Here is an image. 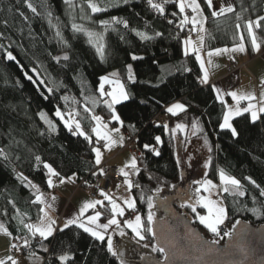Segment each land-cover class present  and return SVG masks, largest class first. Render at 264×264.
<instances>
[{
  "label": "trees",
  "instance_id": "obj_1",
  "mask_svg": "<svg viewBox=\"0 0 264 264\" xmlns=\"http://www.w3.org/2000/svg\"><path fill=\"white\" fill-rule=\"evenodd\" d=\"M31 2L37 7L39 15L33 14L24 0H0V33L3 34L0 38V149L4 153L0 155V223L11 233L12 240L28 235L27 229L19 223L20 219L25 223H34L40 215V204L32 203L35 189L25 185L31 181L40 191L49 190L44 163L50 164L65 179L73 177L75 184L83 180L89 185L96 177L92 148L102 146L103 142L99 145L101 141H95L91 132L93 121L84 107L92 108L95 115L102 116L105 122L109 121L110 113L104 104L100 102L96 106L91 100H100V77L113 71L120 74L130 93L129 100L115 106L123 121V126H120L125 137H135V143L143 154V162L141 154L137 157L140 174L133 181L140 187L133 189L132 195L136 200L135 212L141 215L144 222L147 223L149 196L154 199L163 189L186 184L182 183V168L175 159L174 138L171 131L165 132L163 125L167 124L171 130L177 123L190 126L193 120H197L203 129L200 135L208 136L212 142L207 178L216 180L218 169L222 168L240 180L245 191L243 197H224L228 213L226 222L230 229L239 220L254 226L264 224V197L260 196V191L264 190V114L255 123L251 122L248 113L233 119L232 124L239 133L237 137H232L228 130L220 129L223 106L216 100L212 87L200 83L201 71L195 56L184 55V38L192 32L189 31L190 25L184 26L183 31L177 27L182 16L176 4H165V12L161 15L146 0H104L101 6H106L107 10L95 14L87 7V0H73L75 7H69L64 0ZM94 2L100 3L101 0ZM229 3L235 8L234 13L213 18L204 0H200L207 17L203 51L232 47L238 43L236 14L243 17L239 21L241 24L264 16V0H229ZM81 16L86 19H81ZM113 17L127 21L129 27L126 29L122 24L114 23L104 32L99 22L111 21ZM49 20L53 26H50ZM169 20L173 23L170 24ZM73 22L104 32L103 60L84 34L72 31ZM56 27L68 42L67 47L55 36ZM132 29L143 31L153 38L141 40ZM254 31L262 52L264 22L260 29ZM157 32L162 35L156 36ZM244 36L247 54L252 58L256 53L246 31ZM7 52H11L15 59L8 60ZM64 54H68L69 60L57 63L53 59ZM133 54L143 59L132 60ZM128 64L132 65L135 73L134 84L126 78ZM184 67L191 71H183ZM178 68L181 70L177 71ZM49 89L52 91L49 92ZM175 102L185 104L187 111L177 116L167 113L166 108ZM57 110L65 119H68L69 113H79L75 118L80 120L92 142L73 135L64 121L55 116ZM161 112L167 113L170 120L157 127L158 123L153 122V118ZM40 113L46 114L55 124L54 132L49 130ZM109 125L117 127L119 123L113 121ZM155 136H160L162 140L161 144L155 145L160 151L159 156L143 148L145 143L155 144ZM36 156L41 158V162L35 160ZM20 174L27 177V181L18 179ZM246 177L254 180L259 187L249 183ZM53 178L59 181L58 177ZM157 189L160 191L157 192ZM181 204L175 202L174 206L180 213L185 211L195 219L191 210L181 207ZM252 209L258 211L254 213ZM98 210L104 212L101 220L107 221L108 213L100 207ZM198 211L204 210L198 208ZM191 221L202 232L198 221ZM59 229L52 238L41 241L48 248L47 252L35 243L25 256L36 253L42 257V264H60L58 257L64 253L73 257L67 264H121L117 256L107 251L106 241H97L75 226L62 232ZM145 237L144 242L154 245L150 234L145 233ZM216 239L217 243H223L222 239ZM156 257L162 260L164 255L157 252Z\"/></svg>",
  "mask_w": 264,
  "mask_h": 264
},
{
  "label": "snow or ice",
  "instance_id": "obj_2",
  "mask_svg": "<svg viewBox=\"0 0 264 264\" xmlns=\"http://www.w3.org/2000/svg\"><path fill=\"white\" fill-rule=\"evenodd\" d=\"M69 7H75L73 0H64ZM127 2V0H125ZM26 7L36 15L40 13L37 10V7L31 2V0H24ZM104 3V0H101L100 3L94 2V0H87V7L91 10L93 14L106 11V6H101ZM148 5L157 11L159 14L163 15L165 12V4L174 3L177 5L179 9V13L182 15V19L180 23L177 25L183 31L184 26L191 25L190 32H197V41H193L191 37H188L184 40V55L188 56L189 54H195V59L199 63L200 71L202 76L199 77L201 84H208L210 80V69L218 67L214 63L213 57L221 56L222 54L227 53H245L246 46H245V36L244 31L247 32L248 38H250L252 50L254 52H259L261 48V43L258 42V38L255 33V29H260L262 27V22H264V16H259L255 20L248 19L244 21L243 24L239 23L243 19L240 14H236V20L238 21L235 24L236 35L238 37V43H235V46L232 48H216V49H208L204 55H202L203 50L205 49V37L207 34V30L205 28V23L207 21V17L204 15V10L201 7L199 0H160V2H154V0H147ZM204 3L207 5L209 9H213V0H204ZM186 9L190 10L192 13L191 16L186 14ZM84 9L81 7V12ZM242 11H247V9H242ZM235 8L231 5L229 6H221L219 10H213L211 15L213 18H218L220 16H224L227 13H234ZM23 16V13H21ZM176 15V13H173ZM48 16L51 17V12L48 13ZM27 19V17H25ZM81 19H86V17L81 16ZM170 24L173 23L172 20L168 21ZM122 24L124 28H128L129 25L127 21L118 19L113 17L111 21L108 20H101L99 22L100 27L104 29L106 32L112 24ZM50 26L52 25L51 20H49ZM71 29L74 33H82L87 37L88 43L93 46L100 56L101 60L105 57V43H104V32L93 31L88 28H85L81 24H77L73 22L71 24ZM243 29V31H242ZM114 30V29H113ZM135 32L136 36H138L141 40H150L153 37L147 35L143 31H137L132 29ZM156 36L162 35V33H155ZM3 34L0 33V38H2ZM55 36L58 38L59 42L63 44L65 47L68 46V42L64 40L63 35L59 29L56 27ZM123 39V37H121ZM2 47V45H0ZM7 59L14 60L15 57L11 52H7ZM206 55L207 59L205 60L204 56ZM231 59H235V57H230ZM53 59L59 63L61 60L67 61L69 60L68 54H64L63 56H54ZM132 60H139L143 59V57L132 55ZM181 69H177L180 71ZM183 71H191V69L184 67ZM126 78L129 83H136L135 73L133 72V68L131 64L126 66ZM31 79V77H29ZM43 83V80L40 81ZM262 91L260 96L257 97L252 92H238V91H228L225 93L221 89L213 86L212 90L216 93V100L223 106L222 112V122L219 124L220 129L230 131L232 137H237L239 133L237 129L233 126L232 120L236 117L242 116L245 113L250 114V120L252 123H255L260 116L264 114V79L260 82ZM105 85L110 86V90H105ZM52 89H49L51 92ZM100 100L97 101L96 99H92L91 103L93 105L98 106L100 102L104 104V106L108 109L110 113V119L108 122H105L104 118L99 115H95L92 108L87 106L84 107V111L88 113L91 121L94 122V126L91 128V132L95 135L97 141L103 140L105 141L104 148L106 150H111V147L117 143L116 140L112 137V132L118 133L120 131L119 128L109 130V123L117 122L121 126H123V121L120 115L117 113L115 106L119 105L127 100L130 99V93L120 78V74L118 72H112L110 75H105L100 77V84L98 88ZM224 95L230 96L232 100L235 102L234 105H229L225 99ZM107 97L108 99H104ZM67 100V97H64ZM241 101H248L245 107H240ZM252 101H256L253 103ZM187 107L183 103H173L172 105L166 108V112L171 114L172 116H177L180 113L186 112ZM79 113H69L68 119H65L64 115L57 110L55 112V116L58 117L60 120L64 121L65 127L73 134L79 135L83 137L85 140L92 142L91 136H89L82 128L81 122L79 119L75 117L78 116ZM40 117L45 123L48 125L50 131L54 132L56 130L55 124L51 120H49L44 113H40ZM161 125L157 124V127ZM191 129L192 134L195 135L197 132H202L203 129L200 127L199 122L197 120H193L191 122ZM134 127V126H133ZM189 127L188 124L185 123H177L175 128L169 130L167 124L163 125L165 132L171 131L173 138H175L176 133L184 132ZM155 144L145 143L143 148L145 151L152 153L155 156L160 155V151L156 148L155 145H159L162 143L160 136H155ZM119 143L122 146L123 144V137L119 138ZM204 144L208 148V151L211 152L212 148L209 144L207 137L204 138ZM92 151L95 153V163L99 165L102 159L101 149L99 147H93ZM0 155H4L3 150L0 149ZM7 159V156H4ZM37 162H41V158L39 156L35 157ZM141 162H143V154H141ZM211 166V157L208 158L204 167L209 168ZM43 167L47 169L48 179L47 185L49 188L55 187L53 177L59 178V183L64 184L65 178L60 176L50 164L44 163ZM101 174L103 171L101 170ZM140 174V168L138 167V158L133 155L127 163L124 164L122 168L119 169V175L123 177V184L126 186L127 191L130 193L134 187H140L138 183L133 182L132 177L138 176ZM95 175V173H94ZM206 175V173H205ZM219 181L220 184H214L212 180L205 179L203 181H197V187L195 188L193 194L188 197L187 202L182 203L181 207L189 208L191 212L194 214L195 219L199 221L201 225L204 226L213 236L220 237L223 239V236H232V232H225L223 236H221L220 226L224 224L225 220L227 219V209L224 206V197L226 195L232 197H243L245 195V191L243 190V186L240 180L236 179L235 177L226 173L224 169H218ZM151 178V177H150ZM18 179L22 181H27V177H23L22 174L18 175ZM249 180V183L253 184L255 187H259L256 185V182L252 180L250 177H246ZM67 180L72 181L74 180L72 177H68ZM25 186H31V188L35 189V199L32 201L34 204L43 205L39 208L38 215V223H25L23 219L19 220V223L23 226L24 229H27L28 235L20 237L23 241L22 245H18L16 243H12L10 245L11 249H15L19 251L21 247L29 248L31 247V240L35 239L37 236L40 240L37 241V244L40 248L47 252L48 248L45 247L41 241H47L50 237L54 235L57 231V222L56 220L52 219L49 215L50 209L53 208V205L56 201V197L52 196L51 200H46L43 193L39 191V188L32 184L31 181H27ZM119 187V185H117ZM160 189H157L159 192ZM201 193H207V195H202ZM100 195L103 197V200H89L82 204L79 209L78 214L72 216L65 220L63 227L59 229V231H64L65 229L75 226L78 229H81L84 233H87L89 236L94 238L100 242H107V251L111 253L113 256L119 255L117 250H114V243L111 236L106 235L108 230L115 226V229L119 231V235L121 237L125 236L126 233L124 229H130L133 236L137 239V242L145 240V233H148L155 236L154 229L152 227L154 223V213L152 209L154 208L153 199L151 196L147 198V206H148V215H147V223L144 222L141 215L136 214L133 219H125L121 222V220L117 219V217H124L125 210H131L133 212L136 211V200L134 197L129 195L128 197L122 200L123 206L121 203L117 201L121 198L113 197L108 192L101 190ZM216 198H213V197ZM260 196L264 197V190L260 191ZM144 197L141 195V200ZM107 201V205L105 204ZM255 202V200H254ZM97 206L104 209L105 212L108 213L109 218L107 219L106 223H100L102 217L104 216V212H101L97 209ZM199 209L206 210V215L201 214ZM94 210V214L86 216L85 214L89 210ZM255 213L258 209H252ZM0 234L5 236H11V233L5 227L3 223H0ZM218 241L213 240L212 244H216ZM144 247H148V245H144ZM172 248H175V245H171ZM153 252H159L164 255V260L167 261L170 259L171 255L174 253H169L168 250L164 246H153ZM33 256L35 253L32 254ZM73 257L68 254L64 253L58 257L60 264H67L68 261L72 260ZM19 264L18 260L13 256L9 255L6 259H0V264Z\"/></svg>",
  "mask_w": 264,
  "mask_h": 264
},
{
  "label": "water",
  "instance_id": "obj_3",
  "mask_svg": "<svg viewBox=\"0 0 264 264\" xmlns=\"http://www.w3.org/2000/svg\"><path fill=\"white\" fill-rule=\"evenodd\" d=\"M182 177L185 172L182 171ZM189 185L179 187L172 195L155 199L156 210L162 218L152 225L155 246H164L174 253L165 261L157 257L143 256L139 264H264V224L251 225L239 220L231 227V237L222 244H212L192 221L182 215L175 202H187ZM174 244L175 248L171 245Z\"/></svg>",
  "mask_w": 264,
  "mask_h": 264
},
{
  "label": "rangeland",
  "instance_id": "obj_4",
  "mask_svg": "<svg viewBox=\"0 0 264 264\" xmlns=\"http://www.w3.org/2000/svg\"><path fill=\"white\" fill-rule=\"evenodd\" d=\"M199 2H200V0H199ZM213 5H214V8L210 9L211 12L213 10H219V8L221 6H229L230 3L227 0H213ZM186 14H188L189 16H190V14L192 15L190 10H188V9H186ZM195 33H196L195 36L193 38H191V39L194 40V42L197 41V35H198L197 32H195ZM202 55H204V54H202ZM204 58H205V60L207 59L206 56H204ZM228 64H227V76L228 77H233L235 75V73L237 71H239V69L241 67L243 68L245 66L244 64L243 65H238V64L235 63L237 65V69H236V68H230V67L228 68ZM113 72H115V71H113ZM111 73H109L108 75H110ZM210 73H212V71H210ZM105 87L108 88L106 91L110 90V86L109 85H105ZM93 126H94V122H93ZM115 128H119L120 129V131L118 133L112 132L113 139L116 140L117 143H118L119 138L121 136L123 137L121 126L119 125L117 127H113V126L109 125V130L115 129ZM173 128H175V126ZM92 135L95 137V135L93 133H92ZM205 137H207L210 146H212L211 139L208 136L200 135L199 132H197L195 135H193L191 126H189L186 129V131H184V132H179L178 131L176 133V135H175V138H174L175 159H176V162H177L178 166L180 168H182L181 173H182V171L185 172V177H183L182 183H186V184L189 185L190 196L193 194L195 188L198 186L197 183H196L197 181H203L205 179H210V178H207L208 168L204 167L206 161L210 157V152L208 151V148L204 144V138ZM124 143L125 144L127 143V139H126V142H124ZM115 145L116 144H114L112 147H114ZM96 147H98V146L96 145ZM102 152L103 151L101 150V153ZM132 156H133L132 152L130 150L126 149L125 145H124L123 153L121 155H119L117 157V159H115L112 162V164L116 165V164H119V162L127 163ZM106 162H108V161H106ZM205 173H206V175H205ZM210 180H212L214 184H217V185L220 184L219 175H217V179L216 180H213V179H210ZM186 184H184L182 186H178V185L177 186H172L169 189H163V190H161L158 193V196L154 197V199H153L154 208L152 209V212L154 213V219L162 218V214L156 210L155 199L157 197L163 198V197H165L167 195H172L173 193H175L177 188L184 187ZM75 188H76V185H75ZM76 190H79V189L76 188ZM124 192H128V191L126 189V186L124 184H122L120 186V190L117 192V194L114 197H119ZM110 193H112V192H110ZM130 193L128 192V195L126 197H128L129 195H131L133 197V195L130 194ZM201 194L202 195H207V193H201ZM126 197H124V198H126ZM124 198H122V199L117 201L118 203H121V206H123L122 200ZM213 198H216V197L214 196ZM224 206H225V204H224ZM127 211H129V210L126 209L125 213ZM200 213L203 214V215L207 214L206 210H204V211H202ZM136 214H138V213H135L134 216ZM181 214L184 215L185 217H187L188 219L196 220V219L192 218V216L190 214H188L187 212H185V211H182ZM121 218L122 217H117V219H119V220H121ZM196 221H198V220H196ZM198 223H199V221H198ZM199 225L203 228L201 233L208 240H210V241L216 240L217 241L216 237L213 236L212 233H210L200 223H199ZM223 226H226L228 232H230V227L227 224L226 220H225ZM128 230H129L130 233L128 232ZM124 231H125L126 235L121 237L119 235V231L115 229V226H113L110 234L108 235V236H111L112 239H113L114 250L118 251L119 255H117V257L120 259V263L121 264H139V261H140V259L143 256L156 257L157 252H153L152 251V248L155 245L148 244V243H146L144 241L137 242V239L133 236V234H132L130 229H124ZM227 237L228 236H226L225 239ZM217 238H219V237H217ZM225 239L224 238L222 239L223 242H224ZM12 241L13 240H12L11 236H5L3 234H0V259H6L9 255H11V256H13L14 258H16L18 260L19 264H33V260L31 258H28L27 256H17L14 253H12V250L10 248V245L12 244ZM145 244L148 245V247H144ZM9 264H10V262H9Z\"/></svg>",
  "mask_w": 264,
  "mask_h": 264
},
{
  "label": "crops",
  "instance_id": "obj_5",
  "mask_svg": "<svg viewBox=\"0 0 264 264\" xmlns=\"http://www.w3.org/2000/svg\"><path fill=\"white\" fill-rule=\"evenodd\" d=\"M227 1L229 2V0ZM191 27L192 26L190 25V29ZM195 34H196L195 32L188 34L184 38V40L187 39L188 37L193 38ZM232 47H227V48H232ZM204 53L206 52L203 51L202 54ZM255 53H256L255 56L252 58L248 56L247 51L245 53H227V54H222L221 56H218V57H213L215 61L214 63L216 65L218 64V67L214 69L213 68L210 69L212 73H210L209 83L202 84V85H210L212 88L213 86H215L221 89L222 91H224L225 93H227L228 91L252 92L257 97H259L262 91L260 82L262 79H264V51L262 52L259 51ZM193 55L195 56V54ZM233 56L235 57V59L230 58ZM231 61L235 62L238 65L244 64L245 66L243 68L241 67L239 71L235 73L233 77H228L227 76V64ZM201 76H202V73H201ZM215 96H216V93H215ZM224 99L229 105H234L235 103L230 96L224 95ZM252 102L256 103V101H252ZM247 103L248 101H241L240 107H245ZM122 134H123V143H124L126 142V137L124 135L123 130H122ZM94 139L97 142V139L95 137ZM99 141L103 142L102 146L97 145L103 151L102 159H101V163L99 165H96L95 158H94L95 166L96 167L100 166L104 162L108 161L109 164H111L112 166H115L119 171V169L122 168L125 163L119 162V164L113 165L112 162L115 159H117L119 155L123 153L125 143L122 144L121 146L118 141V143H116V145L112 147L111 150L109 151L104 148L105 141L103 140H99ZM53 181H54L55 187L49 188L48 191H40V190L39 191L43 193L46 200L50 201L52 196L56 197V201L53 205V208L48 211H49V215L51 216V218L56 220L57 228L58 227L62 228L66 219L71 218L72 216L78 214L79 209L84 202L89 201V200H103V197L100 195V193L96 199H92L85 192L81 190H76L75 188L76 184L67 179H65L66 182L64 184H60L59 181L55 180L54 178H53ZM122 184H120L119 187H117L112 193H110V195L114 197L117 194V192L120 190V186ZM132 190L130 194H132ZM127 195H128V192H124L123 194H121V196H119V198L122 199L126 197ZM40 206L42 207L43 205H40ZM98 208L99 206H97L96 210H98ZM92 214H94V210L90 209L85 215L88 216ZM106 222L107 221H103V220L100 221V223H106ZM35 223H38V219L33 224ZM111 230L112 228L108 230V233L106 235H109ZM27 257L33 260V264H42V257L36 253L34 256L31 254Z\"/></svg>",
  "mask_w": 264,
  "mask_h": 264
},
{
  "label": "built area",
  "instance_id": "obj_6",
  "mask_svg": "<svg viewBox=\"0 0 264 264\" xmlns=\"http://www.w3.org/2000/svg\"><path fill=\"white\" fill-rule=\"evenodd\" d=\"M229 67L237 69V65L232 61L229 62L228 68ZM169 120H170V116L164 112L158 113L153 118V122L158 123V124L167 123ZM126 137H127V143L125 144V148L130 150L132 154L135 155L136 157H139L141 152L135 143V137H131L129 135H127ZM99 145H102V142H100ZM101 170L103 171V174H101ZM94 173L96 177L94 178L91 184L86 185L83 180L76 184L77 189L84 191L92 199H96L99 193L101 192V190L108 192L110 194V192H113L117 188V185H120L123 183V177L119 175L118 169L115 166L110 165L108 162H105L101 164L100 166H97ZM136 177L137 176H133L132 180L135 181ZM133 189H137V188L134 187ZM135 213L136 212H133L131 210L127 211L125 213V216L121 218V221L125 219H133ZM220 230H221V236H223L225 232H228L226 226H223V225L220 226ZM20 237H23V236H18L14 238L12 243L22 245L23 241L21 239H18ZM225 237L226 236H223L224 239ZM38 240H40L38 236L35 239H32L31 247L35 243H37ZM31 247L29 248L21 247L19 251H16L15 249H11V250H12V253H14L17 256H25L29 254Z\"/></svg>",
  "mask_w": 264,
  "mask_h": 264
},
{
  "label": "flooded vegetation",
  "instance_id": "obj_7",
  "mask_svg": "<svg viewBox=\"0 0 264 264\" xmlns=\"http://www.w3.org/2000/svg\"><path fill=\"white\" fill-rule=\"evenodd\" d=\"M179 203H181V202H179Z\"/></svg>",
  "mask_w": 264,
  "mask_h": 264
}]
</instances>
